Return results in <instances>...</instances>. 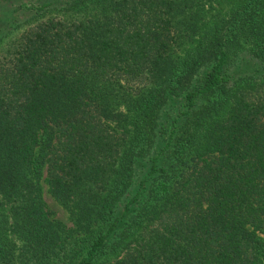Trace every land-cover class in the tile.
<instances>
[{"label":"trees","instance_id":"trees-1","mask_svg":"<svg viewBox=\"0 0 264 264\" xmlns=\"http://www.w3.org/2000/svg\"><path fill=\"white\" fill-rule=\"evenodd\" d=\"M0 23L24 28L0 264H264V0H0Z\"/></svg>","mask_w":264,"mask_h":264},{"label":"rangeland","instance_id":"rangeland-1","mask_svg":"<svg viewBox=\"0 0 264 264\" xmlns=\"http://www.w3.org/2000/svg\"><path fill=\"white\" fill-rule=\"evenodd\" d=\"M1 13H3L6 16L9 15V12H1ZM3 27L4 26L0 23V28L4 29ZM13 29L14 28L11 29L10 27H6L5 30L7 31V35H6V33L3 34V32H5V31L0 32V57L1 56L3 57L4 55H6L5 51L9 45V43L11 42L12 39H14L17 35H19L24 28L22 26V27H19L17 29H14V30ZM42 195H43L44 201L46 202L47 208L51 212L50 218L53 220L61 221L67 227H71L72 222L69 218V214H68L67 210L48 193L47 187L45 185L43 188ZM6 236L13 237L8 230L6 232ZM13 238H15V237H13ZM16 246H18V244H16ZM16 254H20V252L17 250Z\"/></svg>","mask_w":264,"mask_h":264}]
</instances>
